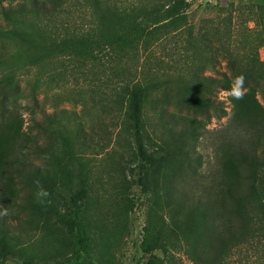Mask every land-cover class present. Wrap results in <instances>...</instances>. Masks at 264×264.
Segmentation results:
<instances>
[{"label": "trees", "instance_id": "obj_1", "mask_svg": "<svg viewBox=\"0 0 264 264\" xmlns=\"http://www.w3.org/2000/svg\"><path fill=\"white\" fill-rule=\"evenodd\" d=\"M191 1L0 0L2 19L10 25L5 28L0 23L1 261L76 264L81 252L86 251L89 245L80 205L89 198L90 191L87 175L74 164L78 160L73 151L74 143L62 127L57 126L52 132L55 139L52 138L49 145L41 142V134L49 133L43 124L37 123L39 132L34 139L22 132L21 99L27 98L28 94L21 86L17 69H4V45L9 41L21 45L28 54L26 69L43 62L52 65L60 61L65 75L71 79L83 77L87 81L90 67L104 58L108 59L111 69L120 66L121 72L117 74L124 76L123 84L120 87L113 85L111 81L117 75L108 83L111 84L112 95L117 94L118 105H125V124L135 146V160L139 161L148 158L145 106L155 91L162 90L163 86L151 78L146 82L130 79L133 72L126 66L128 60H140L141 50L152 54L155 45L167 41L166 48L173 57L181 54L180 59L175 60L180 65L178 67L182 62L183 67L186 66L179 73H174L167 82V89L162 91L168 97L172 94L170 103L205 115L214 111L219 118L228 115V121L217 141L215 176L203 183L206 200L186 196L179 206L171 209L170 219L174 226L171 235L177 236L176 241L165 240L171 235L160 233L145 250L149 254L146 264H264V104L258 96V87H261L264 97V60L258 52L241 55L231 49L221 29L224 20H219L212 22L210 29L206 28L200 35H203V45L208 52L221 53L226 70L207 74L205 67L194 66L193 59L185 53L186 45L189 48L192 39L198 37L193 33L189 19ZM74 6L81 11L80 19L79 15L76 17L70 12ZM84 13L85 19H81ZM25 16L38 19L32 22L18 19ZM260 18L264 28L263 10ZM185 39L183 50L181 40ZM211 40H215L214 43L210 44ZM16 54L14 52L12 56L16 57ZM241 74L245 78L246 93L240 100L230 95L231 108L228 110L217 97L216 90H231L235 78ZM31 97L33 100L37 98L36 91L31 93ZM152 103L156 112V102ZM162 114L163 119L165 115ZM173 117V125L164 121L163 126L175 132L177 142L192 146L190 141L199 127L195 122L199 121L191 119L187 122L185 119L182 122L177 115L173 114ZM50 123L55 122L50 119ZM58 140H61L67 154L64 172L69 184L51 177L49 171L43 172L34 158H29L32 153H49ZM233 160L242 162L243 170L232 177ZM14 175H18L30 191L47 193L41 195L39 201L33 200L30 193L27 201L32 212L42 220V226L59 241L53 262H41L15 248L24 240L14 233L7 215L3 214V207H7L9 201L3 196L9 195V180ZM68 246L72 247L73 256L65 258ZM156 250H160L162 255L155 253ZM184 256L189 262L184 260Z\"/></svg>", "mask_w": 264, "mask_h": 264}, {"label": "rangeland", "instance_id": "obj_2", "mask_svg": "<svg viewBox=\"0 0 264 264\" xmlns=\"http://www.w3.org/2000/svg\"><path fill=\"white\" fill-rule=\"evenodd\" d=\"M5 4L8 5V2ZM261 10L264 11L263 0H192L189 19L193 33L198 37L192 39L189 48L186 39L181 40L182 49L185 50L186 45V55L193 59L194 66L205 67L207 74L226 70L221 53L208 52L203 45V35H200L206 28L210 29L212 22L224 20L221 29L224 39L230 42L226 44L241 55L258 52L264 60ZM70 12L76 17L79 15L80 19L81 11L77 7H72ZM85 16V13L82 14L81 19ZM18 19L32 22L38 18L25 16ZM0 23L5 28L10 27L1 13ZM214 41L211 40L210 44ZM167 43L159 42L149 55L141 50L137 62L128 60L126 68H131L133 72L130 79L146 82L151 78L167 89V82L174 73L186 67H183V62L178 67L180 65L175 60H179L181 54L173 57L166 48ZM4 46V69H17L21 86L28 94L27 98L21 99L22 132L34 139L39 132L37 123L43 124L49 133L41 134V142L49 145L52 143L50 140L55 139L52 132L57 126L62 127L74 143L73 151L78 159L74 161L75 166L82 168L88 178L89 198L81 202L80 214L89 245L86 251L81 252L76 264H146L149 254L145 250L151 241L160 233L166 236L172 234L171 209L179 206L186 196L206 200L203 183L215 176L217 141L227 124L228 115L219 118L214 111L208 115L189 111L183 106L172 105V94L168 97L163 89L155 91L145 106L148 158L137 161L133 139L125 124V105H118L117 94L112 95L111 84L108 83L117 75L111 82L117 87L123 84L124 76L117 74L121 72L120 66L111 69L108 59L104 58L90 67L87 81L83 77L71 79L65 75L60 61L52 65L43 62L26 69L28 54L21 45L9 41ZM14 52L16 57L12 56ZM258 90L259 99L264 104L261 87ZM34 91L37 94L35 100L31 97ZM230 91L216 90L217 97L228 110L231 108ZM153 101L156 102V112ZM163 108L165 110L160 111ZM173 114L182 122L185 119L187 122L191 119L199 121L195 122L199 127L190 141L192 146L177 142L175 132L163 126L164 121L171 125L175 123ZM50 119L55 123L51 124ZM60 141H56L49 153H32L29 158H34L43 172L49 171L51 177L69 184L64 172L67 154ZM231 164L232 177L243 170L242 162L233 160ZM9 185V195L3 196L9 200L8 206L4 205L3 211H7L14 233L24 240L15 248L41 262H53L59 241L42 226V220L32 212L27 201L30 193L35 201L42 199L41 194L30 191L18 175L9 180ZM262 200L264 203V193ZM179 230H182L181 227ZM176 238L171 235L165 240L176 241ZM178 239L182 240L181 237ZM155 253L162 255L160 250ZM72 256L73 249L68 246L63 257ZM184 260L189 262L187 256ZM0 264L17 263L0 260Z\"/></svg>", "mask_w": 264, "mask_h": 264}, {"label": "clouds", "instance_id": "obj_3", "mask_svg": "<svg viewBox=\"0 0 264 264\" xmlns=\"http://www.w3.org/2000/svg\"><path fill=\"white\" fill-rule=\"evenodd\" d=\"M244 80L245 78L242 74L235 78L234 84L229 94L236 100L243 99L246 93V89L244 88ZM40 194L47 195L46 191L43 190H41ZM3 214L7 215V211L5 210Z\"/></svg>", "mask_w": 264, "mask_h": 264}]
</instances>
